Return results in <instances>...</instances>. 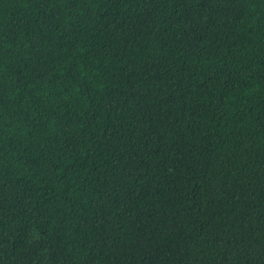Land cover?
<instances>
[{"label":"trees","instance_id":"obj_1","mask_svg":"<svg viewBox=\"0 0 264 264\" xmlns=\"http://www.w3.org/2000/svg\"><path fill=\"white\" fill-rule=\"evenodd\" d=\"M0 264H264V0H0Z\"/></svg>","mask_w":264,"mask_h":264}]
</instances>
